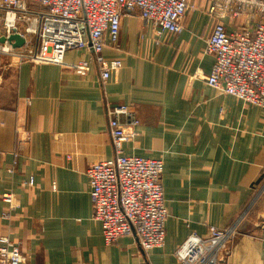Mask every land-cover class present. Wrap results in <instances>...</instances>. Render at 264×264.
<instances>
[{"label": "crops", "instance_id": "1", "mask_svg": "<svg viewBox=\"0 0 264 264\" xmlns=\"http://www.w3.org/2000/svg\"><path fill=\"white\" fill-rule=\"evenodd\" d=\"M194 2L180 34L124 15L118 46L103 53L123 66L106 82L95 64L75 74L92 59L84 50L59 64L19 62V49L2 55L0 237L19 245L25 264H178L191 235L232 227L223 264H264V109L208 85L217 18ZM223 23L233 33L243 20ZM122 105L131 112L121 118L123 153L164 162L166 242L147 253L135 236L106 245L90 198L87 171L116 156L108 110ZM6 193L20 204L11 222L2 219Z\"/></svg>", "mask_w": 264, "mask_h": 264}, {"label": "built area", "instance_id": "2", "mask_svg": "<svg viewBox=\"0 0 264 264\" xmlns=\"http://www.w3.org/2000/svg\"><path fill=\"white\" fill-rule=\"evenodd\" d=\"M195 0H0V55H14L7 40L14 34L25 39L19 62L62 63L68 51L84 50L91 60L79 61L74 72L85 77L92 64L103 82L123 64L107 59L106 47L119 43L122 18L137 12L161 32L180 34L186 15L198 7ZM207 13L217 18L206 41V53L215 59L206 78L210 87L247 105L264 109V0H205ZM39 5V8L38 6ZM243 20L230 33L223 21ZM68 29H71L68 31ZM128 106L108 110L109 134L117 152L112 161L93 164L87 171L94 220L100 223L106 245L135 236L144 252L163 248L168 212L161 184L162 159L126 155L122 149L130 138L121 118L130 119ZM132 126L138 122L132 120ZM33 185V181H30ZM264 190V189H263ZM261 190L259 193H262ZM8 205L2 219L11 222L20 208L15 194L6 193ZM237 229L211 228L205 238L196 234L176 250L178 264H223L224 254ZM19 245L8 235L0 237V264H25Z\"/></svg>", "mask_w": 264, "mask_h": 264}, {"label": "water", "instance_id": "3", "mask_svg": "<svg viewBox=\"0 0 264 264\" xmlns=\"http://www.w3.org/2000/svg\"><path fill=\"white\" fill-rule=\"evenodd\" d=\"M6 41L5 38H1L0 39V42L1 43H4ZM9 43L12 44L13 48L14 49H20L24 46L25 44V39L22 38L20 35L18 34H14L12 35L8 40H7Z\"/></svg>", "mask_w": 264, "mask_h": 264}, {"label": "rangeland", "instance_id": "4", "mask_svg": "<svg viewBox=\"0 0 264 264\" xmlns=\"http://www.w3.org/2000/svg\"><path fill=\"white\" fill-rule=\"evenodd\" d=\"M37 6H38V8H39V5H37ZM69 30H71V29H68V31H69ZM4 59H5V58H3L2 55H0V61H1V63H3L2 61H4Z\"/></svg>", "mask_w": 264, "mask_h": 264}]
</instances>
